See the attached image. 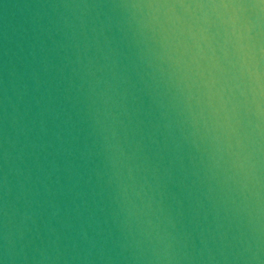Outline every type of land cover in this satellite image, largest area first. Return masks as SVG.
I'll return each mask as SVG.
<instances>
[{
    "label": "water",
    "instance_id": "obj_1",
    "mask_svg": "<svg viewBox=\"0 0 264 264\" xmlns=\"http://www.w3.org/2000/svg\"><path fill=\"white\" fill-rule=\"evenodd\" d=\"M0 264H264V0H0Z\"/></svg>",
    "mask_w": 264,
    "mask_h": 264
}]
</instances>
